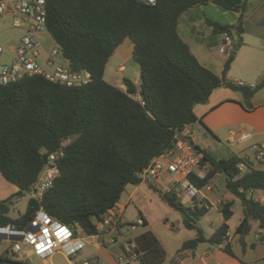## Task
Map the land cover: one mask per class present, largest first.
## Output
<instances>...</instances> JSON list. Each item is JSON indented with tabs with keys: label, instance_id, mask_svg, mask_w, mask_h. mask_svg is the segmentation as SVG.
<instances>
[{
	"label": "trees",
	"instance_id": "16d2710c",
	"mask_svg": "<svg viewBox=\"0 0 264 264\" xmlns=\"http://www.w3.org/2000/svg\"><path fill=\"white\" fill-rule=\"evenodd\" d=\"M46 1L49 34L71 70L90 72L92 82L68 87L31 76L0 85V174L17 188L0 201V227L24 228L43 211L75 233L81 229L87 237L102 236L99 223L127 188L141 185L145 169L174 150L185 128L199 121L196 106L208 103L221 87L242 93L246 101L264 87V77L255 88L241 87L227 77L244 44L242 24L209 22L215 35L235 37L221 76L199 62L179 31L181 17L196 7L214 4L242 15L248 0H156L155 5L138 0ZM127 39L133 43L140 79L137 86L124 78L123 90L105 80V70ZM195 148L202 156L200 166L208 170L203 178L192 173L188 180L201 190L222 175L226 190L243 210L235 235L248 236L254 223L264 229V204L251 196L253 191L264 193V170L258 168L264 160L255 154L218 160L211 152ZM60 152L53 185L41 198H30L23 215L11 218L15 202L29 195L47 167L43 156ZM161 198L181 214L186 229L196 232L180 251H194L207 243L234 256L228 242L234 202L221 203L223 222L207 237L199 222L209 212V202L195 200L189 207L177 192H166ZM140 220L148 227L143 216ZM127 244L126 256H135L140 264L166 261L167 252L150 229ZM0 264L28 263L4 254Z\"/></svg>",
	"mask_w": 264,
	"mask_h": 264
},
{
	"label": "built area",
	"instance_id": "2783aa9c",
	"mask_svg": "<svg viewBox=\"0 0 264 264\" xmlns=\"http://www.w3.org/2000/svg\"><path fill=\"white\" fill-rule=\"evenodd\" d=\"M138 1L150 5L156 4V0ZM47 15L46 0H0V25L8 21L5 30L20 32V35L9 42L13 43L14 47L7 48L6 44L0 43V85L14 83L31 76H42L51 82L68 87H81L92 82L90 72L71 70L55 42L53 48L44 51L40 37L42 35L51 36L47 29ZM233 43V37L224 34L219 52L221 54L231 52ZM5 55L7 61L3 59ZM59 56L64 59V63L57 61ZM238 85L256 87V85L244 82H240ZM231 135L239 136L236 131H232ZM246 139V135L239 136L240 141ZM175 150H178V154L171 160L165 158L169 153L155 159L145 169L143 179L157 178L166 171L175 178L183 179L189 198H193L198 193V189L188 180V176L192 173L197 174L202 156L196 153L194 144L188 142L182 144L178 140L176 148L171 152H175ZM249 151L253 152L258 160H264V151L258 146H250ZM58 155H63V152L49 156L47 167L30 188L29 196L31 198H41L53 185L55 178L59 175L55 164ZM240 169L244 170L245 167L240 165ZM198 176L204 177L203 175ZM257 192L253 191L251 196L260 202V197L256 195ZM123 224L122 212L115 207L104 216L103 221L98 225V230L102 232L103 229H108L112 233L118 232V227ZM4 243L11 244V247L5 251L7 257L29 264L28 259L23 257L35 256L40 261L38 264H46L49 258L58 253H62L66 258L77 256L84 250L87 241L86 235L81 229L75 233L73 229L58 222L49 214L38 211L34 219L24 228H18L15 225L0 227V245ZM24 248H28V250L24 251Z\"/></svg>",
	"mask_w": 264,
	"mask_h": 264
},
{
	"label": "crops",
	"instance_id": "0c3cea01",
	"mask_svg": "<svg viewBox=\"0 0 264 264\" xmlns=\"http://www.w3.org/2000/svg\"><path fill=\"white\" fill-rule=\"evenodd\" d=\"M259 1H263L264 3V0H259ZM249 5H250V2L248 0L247 7ZM246 9L242 15L237 12H233L236 15L229 14V13L226 14L225 19H223L224 21H219L218 19H215L214 17L209 18V19L207 18L205 21V23L208 26H209L210 21H215L223 25L242 24L243 29H244V44L240 48L235 61L240 55V52L242 51V49L249 46V43L246 42V36L248 35V32H249V30L245 26V21L248 19V17H246L245 15ZM262 10L264 11V6L262 7ZM228 12H232V11H228ZM239 16H242V18L241 19L238 18ZM182 17H181V20H182ZM257 25L264 26V20H261L260 22H258L256 26ZM250 30H251L250 31L251 33L258 34L257 37L259 38V42L264 45V37H262V35L259 34V32L257 33L254 32L252 28H250ZM223 36L224 35H217L216 37L217 41L219 42V47H220V42L223 40ZM231 36L233 37V39H235L233 35ZM127 40H125L123 45L119 47L114 53V55L112 56V57L114 56L119 57V61L117 64L118 65L117 70H121V68L124 67L123 65H121V63L124 62L127 58H130L132 55L133 43L131 42V44H128L126 43ZM228 54H230V52ZM112 57L110 59H112ZM225 61L223 63L221 72H216L213 70L212 71L221 76ZM105 73H106V70H105ZM227 77L229 80L235 81L237 84L240 82L246 83L243 80L236 79L234 75H228ZM124 78H127V77L122 78V81H121L122 83L118 87L123 90H126V87L123 84ZM139 79L140 78H138L137 80H134V83L137 86H139ZM195 114L199 118V121L185 128L184 132L179 136V143H182V144L187 143L186 139H189L194 144V146H198L201 149L211 152L210 150L215 149L217 147L216 146L217 144H221V142L224 141L229 146L228 148L230 151V156L232 154L253 156L254 153L249 151V147L252 145H256L264 151V95L257 92L250 101H246L242 93L233 91L226 87H221L212 94L208 103L204 105H198L195 107ZM232 131L238 132L239 136L246 135L247 139L244 141H240L239 136L233 137L231 135ZM176 154H178V150H175V152L169 153L165 158L168 160H171L175 157ZM207 168L208 166H204V167L199 166L197 175L204 176L206 174V171L208 170ZM258 168L261 170H264V161L263 163L258 165ZM215 177H222V175L218 174ZM213 179L211 180L208 186H206L205 188L201 190H198V193L196 194L195 197L189 198L186 192V189L184 187V180L179 177L175 178L171 174L165 171L157 178L143 179V182L139 186H129L127 190L125 191V193L128 195L126 204H134L135 206H139L141 202L145 200L147 204L151 203V200L146 199V197H142L141 195H139L141 194L142 187L144 189H148L156 193L160 198L162 195L164 196V193L166 192H177L179 199L186 206H189V207H193V205L195 204V200L197 201L205 200L209 202L210 209H209V212L204 217L210 214L211 211L216 210L218 212L217 220L218 222H220V224H222L223 222V216L220 213L221 203L222 202H234L233 212L234 214L237 210L241 212V219H240V222H241L243 218V210L241 208L240 201L226 190L225 180L224 182L221 181V183L217 185L216 183H214ZM205 189L208 191V193H210V197L203 192V190ZM16 191H17V188L14 185L8 183L0 174V201L9 198ZM256 195L260 197V202L264 204V201H263L264 193L258 191ZM121 200H122V197H121ZM120 202L117 204L116 207L118 210H120V212H122L124 224H126L125 219H124V213L126 210V206L124 204H121ZM141 216H143L145 220H147L146 217L142 214V212H141ZM147 222H148L147 228L148 229L150 228V230H152L155 233V235L160 240V242L162 243V245L164 246L167 252V258L164 264H255L258 262L259 263L264 262V256L259 257L257 260L254 259L253 253L256 251V248H253L252 251L248 253L246 249V245L243 246L242 239L240 238L239 242H237L234 238H231L230 233L228 234L229 235L228 242L229 244H231L234 256L228 255L220 247L211 246L207 243L200 244L197 247V249L194 251H188V250L180 251L182 244L185 241H187V240L178 241L180 229H176L174 226H171L168 223V221H166L167 223L165 224V229L168 232L162 230L160 231V233H158L155 230V228L157 224L159 223L151 224L148 220ZM254 230L255 232H257L258 235H260L259 237L260 240L263 239L261 237H263L264 235V229H261L258 223L253 224L251 233ZM102 233L103 235L107 233L116 234L117 239L114 238L113 240L117 241L122 236V229L119 230L118 232H113V233L109 232L108 229H103ZM89 237H92V236H89ZM94 237H99V236H94ZM195 237L196 235L190 237V239L188 240L194 239ZM246 237L247 236H245V238ZM165 240H168L169 245L172 244V242L174 245H176L177 243V245L173 247H169ZM86 241L88 243V240ZM87 243H86V246H87ZM122 248L124 249V247ZM127 258H128V264H140L137 261L135 256L131 258L129 257ZM49 259L51 260L52 257ZM69 263L70 264H84V263L98 264L99 261L89 260V261H84V262L80 261L78 263H74L71 260H69ZM46 264H49V260L46 261Z\"/></svg>",
	"mask_w": 264,
	"mask_h": 264
},
{
	"label": "rangeland",
	"instance_id": "374dc122",
	"mask_svg": "<svg viewBox=\"0 0 264 264\" xmlns=\"http://www.w3.org/2000/svg\"><path fill=\"white\" fill-rule=\"evenodd\" d=\"M249 2L250 5L247 7L245 13L246 17H248L245 21V26L249 30L248 35L246 36V42L249 43V46L242 49L237 60L232 64L231 71L228 75H234L236 79L243 80L249 85H257L262 79L261 77H264V45L259 42V38L257 37L258 34L250 32V28L256 33L259 32V34L264 37V26H256L258 22L264 20V11L262 10L264 3L259 0H249ZM228 13L236 15L233 12H228L219 8L214 4L201 6L185 13L179 26L182 38L191 46L192 52L199 62L216 72H221L223 63L230 54H221L219 52L220 47L219 42L216 39L217 35L212 33V29L205 23V21L207 18L209 19L212 17L219 21H224L223 19H225L226 14ZM238 18L241 19L242 16H239ZM7 23L8 21L0 25V43L4 45L6 44L5 46H8L7 48H12L14 47V44L9 42L11 39L20 35V32L16 30H5ZM40 39L44 45V51L53 48L54 40L51 36L42 35ZM126 43L131 44V41L127 40ZM3 59L4 61H7L6 55ZM57 61L64 63V59L60 56L57 58ZM118 61V56H114L110 59L105 73V80L107 82L118 87L121 85L123 77L130 78L133 81L140 78V69L133 59V51L131 57L121 63V65L124 66L121 70H117ZM258 93L264 95V87L261 88ZM216 146L215 149L210 150L214 157L218 160L229 159L230 151L228 144L222 141L221 144H217ZM213 181L219 185L221 181L224 182V178L215 177ZM203 192L210 197V193H208L206 189L203 190ZM139 195L151 200V203L147 204L145 200L141 202L139 206L126 204L128 195L124 193L122 196L120 203L126 206L124 213L126 224L122 229V236L117 241L113 240L114 238L117 239L116 234L107 233L101 237L86 236V240H88L87 246L77 256H72L68 259L62 253H58L52 257L51 260L48 259L49 264H70L69 260L74 263L97 260L99 261L98 264H128V258L122 247H125V249L128 250L129 245L127 244V241L129 239L133 240L136 235L148 229L141 223V212L151 224L159 223L155 228L158 233L162 230L168 232L165 229L166 221H168L171 226L180 229L178 241H185L196 235L195 231H190L184 227L181 214L171 209L156 193L142 187L141 194ZM30 198L29 195H26L17 200L11 209L10 217L16 219L23 215L27 210ZM217 216L218 212L214 210L206 217L201 218L199 226L207 236L212 235L221 225L217 220ZM240 219L241 212L237 210L229 222V233L231 238H234L237 242H239L241 238L243 246L246 245L248 253H250L253 248H256V251L253 253L254 259L257 260L259 257H263L264 243L262 242H264V240H260V235H258L255 230L246 238L245 236L239 237L235 235L236 228L240 224ZM261 238L264 239V235ZM165 241L169 247L177 245V243L174 245L172 242L170 246L168 240ZM10 247L11 244L9 243L0 245V255H4L6 249ZM23 250L27 251L28 248H24ZM23 258L28 259L29 264L40 263L39 259L35 256H24ZM255 264H264V262H258Z\"/></svg>",
	"mask_w": 264,
	"mask_h": 264
},
{
	"label": "water",
	"instance_id": "95a60500",
	"mask_svg": "<svg viewBox=\"0 0 264 264\" xmlns=\"http://www.w3.org/2000/svg\"><path fill=\"white\" fill-rule=\"evenodd\" d=\"M195 150L197 151L198 149L197 148H195ZM48 155H44L43 156V160H44V163L47 165L48 164Z\"/></svg>",
	"mask_w": 264,
	"mask_h": 264
}]
</instances>
